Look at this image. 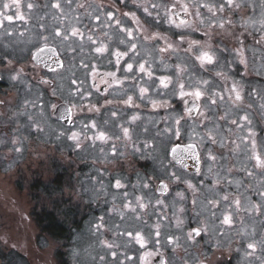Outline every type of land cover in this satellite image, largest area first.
Segmentation results:
<instances>
[{
    "label": "snow or ice",
    "instance_id": "6c2138e0",
    "mask_svg": "<svg viewBox=\"0 0 264 264\" xmlns=\"http://www.w3.org/2000/svg\"><path fill=\"white\" fill-rule=\"evenodd\" d=\"M232 3L233 0H221L220 11L222 12ZM129 5L128 0H112L111 3H105L104 0H100L99 3L96 0H54L42 6L29 2L27 3L28 19H31L33 11L41 7H50L56 12L51 14L50 23L45 20L48 13L39 16V31L20 32L19 42L30 53L34 67L46 54L56 55L58 49L53 47L50 41L61 44L64 52L73 60L78 54L84 55L86 49L90 51L93 56L91 62L84 59L79 61V68L86 73L89 89L85 91L81 87L84 81L78 80L75 72L70 71L72 76L70 95L89 101L84 106L95 112L103 114L108 111L107 106L119 101L126 106L129 120L137 121L140 118L139 113L133 108L136 100L143 101L144 97H151L149 102L153 111L160 107L161 102L168 103L166 99L161 101L152 97L153 86L157 88V97L161 93L167 94L171 91L174 101L182 104L183 116L187 119L177 114L172 123L164 128V132L175 139L169 138L164 148L161 160L162 175L155 178H141L138 174L137 184L133 185V188L138 189L141 194L135 195L134 200L129 198V192L124 191L126 186L121 179H116L112 186L115 191L112 192L113 206L109 211L119 216L121 221L128 213L135 214L136 219L141 220L140 213L145 212L149 207L153 208L154 211L149 217L156 215L157 222L152 224L151 241L146 239L141 230H121L119 224L115 226L116 235L130 243L131 250L137 252L136 258L129 255L128 251H118L114 243L102 241L103 247L113 258V264H138V262L155 264L156 258H159L158 264H168L159 253L161 237L164 235L161 222H169L171 217L170 223L176 226L175 232H181L185 224L188 203L186 191H179L175 198L169 199L172 188L168 179H171L173 184L179 183L178 171L201 178L199 185L190 180H185L184 184L186 190L192 193L193 210L202 219L198 221L197 227L191 228L183 236L169 231L167 245L180 246L182 238L195 242V238L202 233H208L210 227L213 234L219 232L223 235L225 231L233 228L235 218L242 212L264 214V153L257 152L258 140L260 145L264 146V139L258 137L250 113L240 108L244 96L241 87L234 80L231 82L225 80L223 84L218 81L211 83L207 80L186 82L184 65L177 62L175 67H171L169 63L170 57L176 51L175 45L169 43L160 32L150 31L162 22L161 16L176 28L186 25L187 16L190 14L186 2L133 0ZM13 7L16 9L15 19L27 23L25 15L20 11L21 0H0V18L11 22L13 15L8 14V11ZM200 7H207L214 12V5L211 3L201 4ZM125 8L127 10H124ZM177 8L181 10L177 11ZM85 20L90 24H85L81 28L80 25ZM6 34L12 36L14 32H6ZM237 54L241 56L240 63L247 66L246 55L240 50H237ZM105 59L108 61L106 65L102 63ZM195 59L202 67L214 63V57L204 50H201ZM55 63L56 68L49 66L50 71L55 73L65 71L64 61L58 58ZM75 66L73 63L69 66V70ZM253 69L257 75L264 73V57L261 58L260 66L257 68L254 65ZM13 71H16V74L11 79L23 78L22 69L19 71L13 69ZM174 78H179L178 82ZM40 83L47 85L50 81L41 79ZM52 95H57V89H53ZM93 95L99 97L95 103H91ZM261 95L264 98V89L261 90ZM100 99L105 102L103 106L100 104ZM29 103L33 108L37 107L35 101ZM65 104L69 106L64 107V113L67 114L69 121L75 123L73 116L78 106L67 101ZM47 107L42 105L37 112L28 113L31 126L39 132L44 131L41 124L48 120ZM60 108V104L51 105L53 112ZM260 108L261 118L264 119V104ZM111 115L113 120L118 118V110L111 109ZM189 120L193 122L192 131L191 135L186 137L185 125ZM81 126L91 131L92 134L88 135L87 139L92 144L108 142V135L98 127L97 121L92 117L82 122ZM201 129L204 130L203 137L200 135ZM121 134L125 139H131L129 127L122 126ZM63 135V131L59 132L57 139ZM81 138L82 134L79 130L72 131L68 136V140L72 141L77 149L80 148ZM18 143L17 140H13L14 145ZM249 145H251L250 149ZM141 147L147 148L149 145L145 144ZM152 147L154 148L155 145ZM13 150L19 152L21 149L15 147ZM116 154L117 150L113 145V155ZM241 156L244 160L238 164ZM187 160L194 162V172H189ZM249 162L254 163L249 164ZM256 170H259L260 178ZM241 173L244 175H238ZM153 179L157 181L155 185ZM229 186H234L235 193L226 190ZM221 189H224L223 193ZM205 191L211 194V198L203 195ZM249 193L258 196V202L254 203ZM217 219L220 221V226L215 224ZM100 220L101 223L95 225L97 231L103 227L104 217ZM144 223L148 221L145 220ZM241 225L236 229V234L248 237L250 233L243 226V218ZM257 243L264 245V238L259 242L247 243V249L252 251L247 252L246 255L254 254ZM149 245L153 250H147ZM121 256L123 259L120 258ZM100 259L103 261L105 257L101 256Z\"/></svg>",
    "mask_w": 264,
    "mask_h": 264
},
{
    "label": "clouds",
    "instance_id": "9594fccd",
    "mask_svg": "<svg viewBox=\"0 0 264 264\" xmlns=\"http://www.w3.org/2000/svg\"><path fill=\"white\" fill-rule=\"evenodd\" d=\"M97 3L100 0H96ZM105 3H111L112 0H104ZM129 4L133 3V0H128ZM172 3L173 0H168ZM187 3L190 14L187 16V24L179 28L172 26L163 16L157 26H154L150 31L160 32L169 43H172L176 47L175 53L170 57V66L175 67L177 62L181 63L185 67L184 80L192 83L201 80H207L211 83L223 84L225 80L228 82L235 81L242 90L243 101L240 103V108L250 109L253 107L248 102L249 99L260 97L259 108L264 104V98H262L261 90L264 89V85H251L247 83V78L257 73L253 72L254 64L250 57H246L247 66L240 63L241 56L237 54V50L242 53L251 52L255 54L259 52L258 59L264 57V0H233L232 5L225 7L220 11L221 0H183ZM211 3L214 5V12L210 11L207 7L201 8V4ZM177 8V11H180ZM223 23V27L221 24ZM58 47L63 49V46L58 42ZM250 42V43H249ZM87 44V42H85ZM79 47V45H76ZM201 50L208 51L214 57V63L210 66L202 67L195 59ZM84 59L91 62L93 59L90 51H85L84 55H77L75 60L68 59L66 61V69L63 72L57 73V77L62 82L60 89L57 91V95L63 100L69 103H75L78 107L76 109V116L78 119L75 121L77 129L81 132L82 138L80 140L79 153L81 163L91 162L93 167L103 165L104 167H117L121 163L126 165L129 169L135 168V161L133 157L137 159H143L151 161L152 165L157 171L163 173L161 167V160L163 159V151L169 138L175 139V137H169L164 132V128L167 124H171L172 120L176 118L177 114L181 118L187 119L183 116L182 110L177 109L174 97L171 91L167 94L161 93L159 97L156 96L157 88L152 87V97L157 99L168 100L167 104L161 102L160 107L153 111L152 105L149 102L151 97H144L143 101L136 100L133 104V108L139 113V119L137 121L129 120V112L125 105L119 101H114L112 105L107 106L108 111L103 114L90 110V108L84 105L89 101L82 100L80 97L70 95V81L72 76L71 72H75L78 80L84 81L81 85L85 91L89 89L87 83V76L83 69L79 68V61ZM75 63V67L69 70V66ZM105 65L108 63L107 59L102 61ZM238 66H242L238 67ZM220 73L221 75H217ZM264 76V73L260 74ZM178 82L179 78H174ZM131 94V93H130ZM99 97L93 95L91 103H95ZM100 104L103 106L105 102L100 99ZM118 110V118L113 120L111 115V109ZM261 116V108H260ZM89 117H92L97 121L98 127L106 132L109 137L107 143H95L92 144L88 139V135L92 134L90 130H85L81 124L87 121ZM199 121V118H198ZM192 121L189 120L185 125V135H191ZM261 123H264V119L261 118ZM129 127L131 129V139H125L121 134V127ZM64 135L60 138L68 140V136L71 134L70 129H65ZM201 137L204 136V130L200 131ZM59 138V139H60ZM4 141L0 139V144ZM149 145L147 148L141 147V145ZM113 145L117 150V154L113 155ZM152 145H155L153 148ZM69 147H72L69 145ZM76 148V146H75ZM75 148L73 149L75 151ZM139 149V150H137ZM219 151V149H216ZM243 158L237 163L243 162ZM235 170V169H233ZM139 174V173H137ZM179 183L173 184L171 179H168V183L172 188V193L169 199L176 197V193L179 191L187 192L188 203L191 202L192 193L185 188L184 181L190 180L192 183L199 185L200 181H197L196 176L191 173L179 172ZM152 178V177H149ZM157 181L153 179V185ZM182 186V187H181ZM175 187L176 190L173 191ZM89 194V199L92 202L101 200L102 197H111V205L113 206L112 192L107 190V186L104 184L92 185L84 189ZM206 191L203 193L205 195ZM77 200L81 198V193L78 190L76 192ZM108 202V201H105ZM187 203V204H188ZM63 216L65 222L71 226L76 214V205L72 201H68L62 204V207L58 209ZM153 208L149 207L145 212L140 213L142 219L137 220L135 214L128 213L122 223L120 229L123 230H141L146 239L151 241V223H144L145 220L153 213ZM153 216V215H152ZM169 222H161L162 231L164 235L161 237L159 253L163 259L167 260L168 264H225L224 255L225 249L231 252V245L226 244L222 239L216 240V249L219 256L214 261H207L206 257L202 258V254L193 255L188 259L185 256L188 254L189 249H192L194 253L199 252L202 247L199 242H190L187 239L182 238L180 246H169L166 243L167 233L169 231L175 232V225ZM157 222V221H156ZM186 222L182 226L181 232H175L176 235L186 234ZM147 230V231H146ZM113 234L112 243H114L118 251H129L131 245L124 238L116 235L117 229L110 228ZM209 232L213 234L212 228H209ZM178 233V234H177ZM95 235V233H93ZM98 244L95 248L98 250L97 255L104 256L106 250L102 241H106L98 238ZM211 242V241H209ZM91 247V246H90ZM171 248V252H168V248ZM72 264H113L112 261L106 258L102 261L97 260L96 256L92 255L87 249L84 253L73 249L71 255ZM264 264V262H262Z\"/></svg>",
    "mask_w": 264,
    "mask_h": 264
},
{
    "label": "rangeland",
    "instance_id": "374dc122",
    "mask_svg": "<svg viewBox=\"0 0 264 264\" xmlns=\"http://www.w3.org/2000/svg\"><path fill=\"white\" fill-rule=\"evenodd\" d=\"M6 31L10 32L11 30L4 26L3 31H0V59L8 57L9 37L7 38ZM36 31L38 29H34L33 33ZM16 44L21 43L16 41ZM260 63L261 59H257L255 67L258 68ZM3 64L5 63L0 60V66ZM7 79L6 75V82ZM247 83L264 85V78L252 77V79H247ZM11 87L12 85L9 83V87L0 91V139L4 141L3 144H0V264H72L73 249L81 253L87 249L99 260L100 255H97L98 250L95 248L99 242L98 238L111 242L113 234L108 229L115 228L122 221L119 216L109 211L112 207L111 197H102L101 200L92 202L84 189L102 183L107 186L108 191L114 192L115 189L112 186L115 184V180L121 179V177L119 175L116 177L92 176L90 172L86 171L79 175L66 176L64 180L57 182L54 167H51L55 157L52 156L54 146L51 144L50 102L42 100L38 108H33L30 103L25 102V90L17 89L15 93L10 90ZM42 105L48 106V120L41 124L44 129L43 132H40L41 145L36 146L26 142L23 138L32 135L28 113L37 112ZM249 113L252 114L251 108ZM251 117L256 124L254 113ZM31 138L33 137L31 136ZM13 140H17L19 143L14 145ZM64 143L65 139L63 138L60 146ZM15 147H19L21 150L14 151ZM66 151L67 149L60 150L62 154ZM67 161L69 159L64 163ZM257 174L260 178L259 172ZM38 175H42V178L40 179ZM33 184L38 186L34 188ZM232 187L234 188V186ZM78 190L81 193L79 200L76 197ZM48 192L53 193L51 198H49ZM258 200L259 197L254 195V201L258 202ZM68 201H72L76 205V209L80 210L73 220H77V224H80L74 235L68 236L64 231L63 234L67 235H65L66 239L51 236L53 235L51 232L46 229L42 230L43 227L35 222L34 217L41 214L40 209L44 206H46V210H50L56 205L58 210L63 203ZM117 203L119 205L120 202ZM257 216L264 219V214L258 213ZM101 217H104L103 227L97 231L95 225L101 223ZM71 226L66 223L65 227ZM67 231L70 233L69 229ZM261 250L264 251V247H261ZM64 251L67 253L65 254ZM128 254L134 258L137 256L135 250H130ZM102 255H105L109 261L113 259L108 251ZM120 258L123 259V256Z\"/></svg>",
    "mask_w": 264,
    "mask_h": 264
},
{
    "label": "flooded vegetation",
    "instance_id": "af4514ba",
    "mask_svg": "<svg viewBox=\"0 0 264 264\" xmlns=\"http://www.w3.org/2000/svg\"><path fill=\"white\" fill-rule=\"evenodd\" d=\"M29 2H35L39 5H44L46 2L49 4L51 2H54V0H21V8L20 11L25 15L27 19V23L25 21H20L15 19L16 9L13 7L10 11H8V14L13 15V20L11 22L7 20H2L0 18V21H2V26H0V31H3L4 26L10 28V32H14L12 36L9 37V45H8V57H3L0 60L3 61L5 64L0 66V91L4 90L5 88L9 87V83L12 85L11 91L15 92L17 89L25 90V102H31L35 101L38 108L39 105H41L42 100H46L50 102V109L49 114L51 117V144L54 146V154L52 155L55 157V161H53L54 167V175L55 178H57V181L64 180V177H70L74 176L76 174L85 173L86 171L90 172L92 176L98 175V176H110V177H116L119 175L121 177L122 182L125 184V191L129 192L130 199L134 200L135 195L141 194L138 189L133 188V185L137 184V176L139 173V176L141 178L146 177H158L156 174L161 176L159 171L156 170V168L152 165L151 161L143 160V159H137L136 157H133V160L135 161V168L129 169L126 165L120 164L117 167L113 168L111 166L104 167L103 165H100L98 167H93L91 162L88 163H81L80 158L78 157L79 149L75 148V144L70 140H65V143L60 146L62 139H57V136L59 132L64 131L65 129H70L71 131H76L77 125L76 123H73L72 121H69L67 114L64 113V107L69 106L65 104V100L60 98L58 95L53 96L52 91L53 89H57V91L61 87V81L57 77V73L52 72L49 70V66L51 68H56V60L59 58L61 61H66L69 59L68 54L64 52L63 49H60L55 43L52 44L53 47H56L58 49L56 55L46 54L44 58L37 63V65L34 67L33 62L31 61L30 53H28L25 50L24 45L16 44V41H19V33L25 32L26 30H31V32H34V29H38L39 31V16H45L46 13H48L47 16H45V20L49 23L51 22V14L55 13L56 10L49 8H39L32 12L31 19H28L29 16V9L27 8V3ZM130 6V5H129ZM124 10H127L125 8ZM85 24H90L89 21L85 20L83 24L80 25L81 28L84 27ZM7 32V31H6ZM37 32V31H36ZM18 38H16V37ZM16 40V41H15ZM250 43V42H249ZM7 46V45H5ZM246 57H250L253 64H256V61L259 57V52L257 51L255 54L251 52L245 53ZM7 60V61H5ZM241 67L242 66H238ZM7 69V70H6ZM13 69L19 71L22 69V79L13 80L11 77L16 74V71H13ZM6 70V71H5ZM253 72H255L254 69H252ZM5 71V72H4ZM256 73V72H255ZM6 75L8 76L7 82H6ZM253 78H264V76L260 75H253L248 77L247 79ZM48 80L50 81L49 84L45 85L40 83V80ZM16 93V92H15ZM249 103L253 105L251 108L252 114L256 116V124L255 128L257 131V135L259 138L264 139V123H261V116H260V97H255L252 100H248ZM60 104L61 108L57 110L56 112H53L51 110L52 104ZM177 109L182 110L183 106L178 101L175 102ZM249 112V109H247ZM63 113V114H62ZM10 120V118H8ZM78 117L76 114L73 116V121H76ZM11 122V120H10ZM31 124L29 125V127ZM32 131V137L31 136H24V140L26 142H30L33 145H41L42 136L39 131L36 130L34 126H31ZM31 140V141H30ZM29 143V144H30ZM99 143V142H97ZM71 145L72 147H69ZM75 148V151L73 150ZM251 148V145H249V149ZM67 149L65 153H61L60 150ZM257 152L264 153V146L260 145V141L258 140V147ZM170 158V157H169ZM241 158L244 159L243 156ZM67 159L69 161L65 162ZM254 162H249V164ZM77 164V165H75ZM187 164L189 165V172H194L193 164L194 162L192 160H187ZM88 165V167H87ZM259 172V170H257ZM240 176H243L244 174H238ZM258 176V174H257ZM38 177L41 179L42 175H38ZM118 178V177H117ZM197 181H200V177H196ZM38 183H40L38 181ZM182 187V186H181ZM61 190V188H60ZM176 190L175 187L173 188V191ZM227 191L235 193V189L232 186H229ZM224 189H221V192L223 193ZM243 191V190H241ZM62 192V191H61ZM206 196L211 198L210 193H205ZM251 197V200L254 201V195L249 194ZM90 205V204H89ZM187 212L185 215V222H186V229L185 231L191 230L193 227L198 226V221L202 219V217H198L196 215V212L193 210V207L191 205V202L187 204ZM77 212H80L78 210ZM76 212V213H77ZM257 212H242L240 216H237L235 218V224L231 230H227L224 232L223 235H221L219 232L212 234L210 232L208 233H202L201 236L195 238V242H199V244L202 246L199 250V252L194 253L192 249H189L188 254L185 256L186 259L189 257L195 255L202 254V258L206 257L207 261L211 262L217 259L219 256V253L216 249V240L222 239L226 244L231 245V252L229 253L227 249H225V255H224V262L225 264H262L264 262V251H260L261 247H264V245H261L257 243V247L254 251L253 255H246L247 252L252 251L250 249H247V243L252 241L259 242L262 238H264V219L258 218ZM76 216V214H75ZM241 218H243V226L246 227V230L250 235L248 237H243L236 234V229L241 227ZM77 221V220H76ZM76 221H73V226L70 227V233H68L67 228L65 227V220H63V231L67 232V235H74L75 232H77L80 224H77ZM147 221L151 224H155L157 221V216L153 215L151 217L147 218ZM81 222V221H80ZM79 222V223H80ZM77 224V225H76ZM215 224L217 226H220V221L217 219L215 221ZM260 225V226H259ZM225 228L227 226H224ZM147 231V230H146ZM151 231V230H150ZM178 234V233H177ZM64 238L66 239V233L63 234ZM66 235V236H65ZM64 239V240H65ZM211 241V242H209ZM67 246V245H66ZM137 248L139 246H136ZM147 250L151 251L153 250L152 246L149 245ZM65 254L67 253L64 251ZM168 252H171V248H168ZM158 259L156 258L155 264H158Z\"/></svg>",
    "mask_w": 264,
    "mask_h": 264
},
{
    "label": "trees",
    "instance_id": "16d2710c",
    "mask_svg": "<svg viewBox=\"0 0 264 264\" xmlns=\"http://www.w3.org/2000/svg\"><path fill=\"white\" fill-rule=\"evenodd\" d=\"M37 186L38 185L33 184L34 188ZM48 196L49 198H51V196H53V193L48 192ZM40 211H41V214L36 215V218L34 217L35 222H37L39 226L43 227L42 230L46 229V231L48 230L49 232H51L53 234L51 236H55V237L59 236L60 238H62L64 236L63 235L64 233L63 220H60V217H62V215L57 210V206L55 205L50 210L49 209L46 210V206H44L43 208L40 209ZM47 234L49 235L48 232Z\"/></svg>",
    "mask_w": 264,
    "mask_h": 264
},
{
    "label": "bare ground",
    "instance_id": "6f19581e",
    "mask_svg": "<svg viewBox=\"0 0 264 264\" xmlns=\"http://www.w3.org/2000/svg\"><path fill=\"white\" fill-rule=\"evenodd\" d=\"M78 210L76 209V212H77ZM74 219H75V217H74ZM73 219V220H74ZM60 220H64V218H63V216L62 217H60ZM73 224V223H72ZM67 228V227H66ZM67 229H69V231H70V227L69 228H67ZM71 232V231H70ZM58 238H60L59 236H58Z\"/></svg>",
    "mask_w": 264,
    "mask_h": 264
}]
</instances>
